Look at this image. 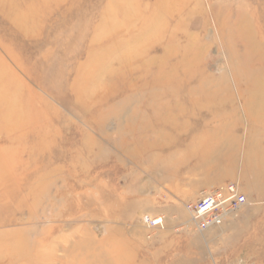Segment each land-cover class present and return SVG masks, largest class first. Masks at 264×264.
<instances>
[{
    "label": "rangeland",
    "instance_id": "1",
    "mask_svg": "<svg viewBox=\"0 0 264 264\" xmlns=\"http://www.w3.org/2000/svg\"><path fill=\"white\" fill-rule=\"evenodd\" d=\"M109 1L0 0V264H264V181L251 179L244 162L249 142L264 162V0L168 8L166 32L146 55L159 56L171 34L170 59L185 52L192 76L179 87L203 96L177 132L146 139L159 145L140 165L130 156L134 133L120 129L147 98L138 88L156 64L139 78L120 62L137 46L115 7L104 16ZM155 2L119 5L134 19L133 34ZM240 28L254 48L247 68L236 65L237 80L230 58L244 52ZM112 31L113 42L131 45L118 49ZM91 51L109 59L106 68L89 64ZM242 69L259 81L253 96ZM215 144L236 153L203 168V147ZM232 182L246 206L221 227L196 231L184 204ZM145 216L162 226H146Z\"/></svg>",
    "mask_w": 264,
    "mask_h": 264
},
{
    "label": "bare ground",
    "instance_id": "2",
    "mask_svg": "<svg viewBox=\"0 0 264 264\" xmlns=\"http://www.w3.org/2000/svg\"><path fill=\"white\" fill-rule=\"evenodd\" d=\"M128 2L129 0H110L108 2V9L110 7H115V9H117L116 11L121 15L123 19V27L127 28V30L129 31L128 36H126L127 42L133 43V45L136 44L137 46L135 50H129L128 53L124 54V56L122 55L123 57H121L120 62L125 66H128V68L134 66L136 69H129L128 72L135 73V71L137 70L139 78H145V76H148L150 73L151 64H156V69L153 76L148 79L149 84L147 88L145 90L143 86H140L138 88L140 93L143 92L147 94V98H145L144 102L137 103L136 108L132 110L128 117L127 127L124 130L120 129L123 136L128 135L129 132L134 133L137 145L134 151L130 153V156L134 161L138 163V165H140L141 163H145V158H147V161L150 160L149 152L155 145H159V142L157 140H151L152 142H149L146 139L153 134L164 136V134H166L167 132H177L179 129L177 120L181 118H188L193 114L200 102V100L197 99L196 95H200L201 98L203 96V91L197 88H193L194 86L190 87L188 85H183L179 87V82L188 80L192 76L189 70L190 63L186 62L185 52L184 54H182V57L175 63L170 59L175 53V50L173 49V45L175 42L173 41L174 39L171 34L169 37L170 40L163 46L164 48L163 50H161L159 56L153 57L146 55L147 50H153L155 48V44L158 42V39L162 37L166 32L167 16L164 14H167L168 8L177 4L181 6L182 2H177V0H156L153 8V13L148 17L141 16L143 26L137 31L136 34H133V32L131 31V22L134 19L131 18L132 16L130 12L125 10L124 7H119V5L121 6V4ZM134 5L136 6V4ZM5 14H7V17L9 19L13 17L12 12L9 10L8 12L6 10ZM103 14L104 16H109L112 15V12L111 10L107 11L106 8ZM237 30L238 31L235 32L237 33V36H240L245 41L243 50L244 52L242 55L232 52L230 62L234 67V74L236 76V79L239 80L241 78V75L236 65L238 64L241 68H247L248 62L252 59L251 54L254 47L250 44L247 45V29L240 28ZM113 32L115 31L110 32V36H112L110 39L112 40V42L114 36ZM142 36H145V39L150 36L152 37V39L150 41H141L140 38ZM113 43L116 44L115 46L118 49H124V46L126 47L131 45H126L123 42L118 41H114ZM232 46L233 45H231V47ZM90 56L91 59H89V64H92L93 66L96 64V66L98 67L97 70L99 68L101 69V67L103 66L100 65L102 62H104V67H107V62L109 59H107L105 56H97V53L93 51L90 52ZM96 56L98 57L99 61ZM111 56V54L107 55L108 58H110ZM144 56L147 57L145 58ZM242 72L243 77H245L249 85V94H251V96L255 95V92L257 91L255 85H258L259 81H254L251 75L247 74V69H242ZM93 80V75L88 77V79L86 80V83L88 84H86L85 88H83L85 91H88V85L92 83ZM89 91H91V89ZM262 99L259 101V105L264 104V99ZM129 100L130 98L127 96L123 99V103L121 104V106L119 105V111L117 113L123 111L126 108ZM247 107L249 108V110L251 109L250 104H246V108ZM135 121H137V123H134ZM16 129L23 130L21 129V127ZM247 147L246 158L244 159L246 174L253 180L264 181V162H262V160L260 159L257 151L251 148L250 142ZM222 150V145L220 144L203 147V151L205 154L201 158L203 168L217 167L223 163L224 158L228 154L236 153L233 149L227 150V152L225 151L223 153Z\"/></svg>",
    "mask_w": 264,
    "mask_h": 264
},
{
    "label": "built area",
    "instance_id": "3",
    "mask_svg": "<svg viewBox=\"0 0 264 264\" xmlns=\"http://www.w3.org/2000/svg\"><path fill=\"white\" fill-rule=\"evenodd\" d=\"M247 200L237 183H227L202 191L192 202L184 204L190 223L196 231L205 232L221 227L234 218ZM143 223L150 228L162 226V218L145 216Z\"/></svg>",
    "mask_w": 264,
    "mask_h": 264
}]
</instances>
